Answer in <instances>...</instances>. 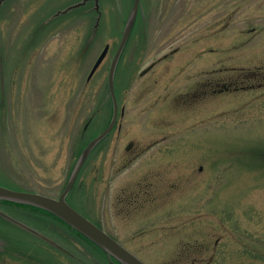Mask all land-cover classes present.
Masks as SVG:
<instances>
[{"label":"rangeland","instance_id":"rangeland-1","mask_svg":"<svg viewBox=\"0 0 264 264\" xmlns=\"http://www.w3.org/2000/svg\"><path fill=\"white\" fill-rule=\"evenodd\" d=\"M78 1L0 4L2 186L57 197L111 118L133 0L58 12ZM137 18L114 77L123 113L70 205L145 264H264V0H140ZM0 210L34 231L0 223V264H100L59 224Z\"/></svg>","mask_w":264,"mask_h":264},{"label":"water","instance_id":"water-1","mask_svg":"<svg viewBox=\"0 0 264 264\" xmlns=\"http://www.w3.org/2000/svg\"><path fill=\"white\" fill-rule=\"evenodd\" d=\"M2 1L3 0H0V4L2 3ZM86 1L87 0H81L58 12H62V13L67 12L70 9L84 5ZM95 3H96V8H97L98 0H95ZM138 7H139V0H133V6L131 9V12L129 14V17L127 19L124 30L122 32L119 44L111 59L109 69H108L107 86H108L109 95L112 101V115H111L110 121L106 125V127L103 130H101L95 137H93L87 143V145L83 148L80 155L78 156V159L71 172V175L65 187L60 192V194L57 197H52V196H48V195L37 193V192L16 190L13 188L0 185V199L12 201V202L29 204V205H33V206H36V207H39V208H42L48 211L49 213L53 214L58 219L66 223L68 226H70L71 228L75 229L76 231H78L79 233H81L82 235L90 239L93 243H95L101 249H103L108 256L114 257L116 260H118L122 264H145V263L142 260H140L136 255H134L132 252H130L127 248H125L122 244H120L111 235H109L106 231H104L102 228L97 226L90 219H88L83 214H81L79 211H77L74 207H72L67 201V195L69 191L71 190L80 172V169L82 165L84 164L85 160L87 159L91 150L103 138L106 137V135L112 130L116 122V119L118 116V103H117V98H116V94L114 90L115 71H116V66H117L120 54L130 35V31L133 26ZM108 47L109 45L104 46L103 50L98 55L95 62L93 63L87 78H90L95 72V70L98 68V66L101 64L102 60L104 59L108 51ZM149 68L150 67H148L147 69ZM146 70H144V72ZM130 145L131 143L127 146V148ZM0 216L10 220L11 222L15 224H19L20 226H22L23 228H26L27 230L34 232L28 226L15 220L13 217L4 213L2 210H0Z\"/></svg>","mask_w":264,"mask_h":264},{"label":"trees","instance_id":"trees-1","mask_svg":"<svg viewBox=\"0 0 264 264\" xmlns=\"http://www.w3.org/2000/svg\"><path fill=\"white\" fill-rule=\"evenodd\" d=\"M99 144L97 146H99ZM79 151H81V150L79 149ZM68 200H69V197H68ZM0 203L7 204V205L13 206L15 208H19L20 210H22L24 212H27L29 214H32V215L37 216V217L42 218V219H46L47 221L49 220V221L55 222V223L59 224L60 229H62V231H64V232H70L71 231L73 233V235H76L84 244H86L88 246V248H93L94 251L96 253H98L99 258L100 259L102 258L101 260H99V261H101L100 264H121L119 261H117L113 257H108L106 255L105 251H103L99 246L94 244L92 241L88 240L83 235L79 234L74 229L67 226L65 223H63L61 220H59L58 218H56L54 215L50 214L46 210L39 208V207H36V206H33V205H27V204H23V203H15V202L5 201V200H0ZM0 223H6L9 225L10 224L14 225L10 221L2 218L1 216H0ZM14 226H16V225H14ZM81 264H84V263L82 262Z\"/></svg>","mask_w":264,"mask_h":264},{"label":"flooded vegetation","instance_id":"flooded-vegetation-1","mask_svg":"<svg viewBox=\"0 0 264 264\" xmlns=\"http://www.w3.org/2000/svg\"><path fill=\"white\" fill-rule=\"evenodd\" d=\"M100 1V0H99ZM98 1V3H100ZM108 1V0H107ZM89 2H92L93 3V6L91 7V8H93L95 11H96V9H95V2H94V0H90V1H87L86 2V4L87 3H89ZM97 12V11H96ZM140 12V7H139V10L137 11V14H136V18H135V21H134V25H133V27L136 25V22H137V17H138V13ZM98 13V12H97ZM124 27V26H123ZM123 31V30H122ZM124 53V51L122 52V54H121V57L124 55L123 54ZM120 57V58H121ZM154 64H155V62H153V63H151V64H149L145 69H143L142 70V72H141V74H143V73H145V72H147L148 70H150L153 66H154ZM148 67H150L149 69H147ZM147 69V70H146ZM144 70H146L145 72H144ZM207 84H205V86H206ZM213 87L210 89V91H211V93H213V94H216V93H218V92H221V91H229V90H231L232 88H234V89H240V88H246V87H249V85L247 86H245V85H241V86H237V85H234L233 84V82H219V83H215L214 85H212ZM251 86V85H250ZM116 90V89H115ZM116 94H117V90H116ZM117 100H118V113H119V115L121 114V113H123V108H121L120 109V111H119V99H118V94H117ZM115 125H116V123H115Z\"/></svg>","mask_w":264,"mask_h":264}]
</instances>
